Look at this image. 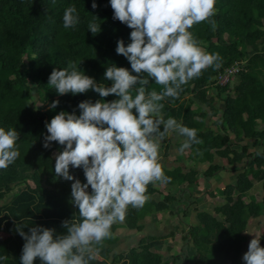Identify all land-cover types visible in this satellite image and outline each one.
I'll use <instances>...</instances> for the list:
<instances>
[{"label": "trees", "instance_id": "trees-1", "mask_svg": "<svg viewBox=\"0 0 264 264\" xmlns=\"http://www.w3.org/2000/svg\"><path fill=\"white\" fill-rule=\"evenodd\" d=\"M92 3L93 0H0V127L20 134L16 142L19 157L8 168L0 169V232L6 234L0 238V257H6L0 259V264H21L25 241L17 228L27 232L29 227L43 226L62 234L66 231L63 221L80 219L78 208L70 202L73 181L56 176L54 171V154L62 151V146L52 142L51 148L43 147L48 134L46 123L60 111L79 115L80 102L94 103L101 98L93 91L58 95L48 85L49 76L53 68H66L71 61L97 83L110 86L111 82L104 80L107 67L115 64L131 70L128 60L116 53V47L118 40L122 39L125 46L131 42L132 30L113 19L109 0H96V9ZM72 5L80 22L74 29H65L63 14ZM215 7V30L205 21L190 31L202 48L220 55L221 66L208 68L184 85L179 99L161 101L165 120L173 117L198 130L203 143L193 144L188 154L195 164L184 168L160 161L165 175L171 177L170 182L160 183L166 191L159 189V182L149 184L147 202L140 208L129 206L125 221L112 226L111 238L103 242L90 264H245L242 257L249 245L248 224L264 217V0H216ZM93 21L100 25V32L89 31ZM237 61L244 62L237 80L219 84L218 75ZM149 81V91L160 90L154 81ZM213 89L216 91L211 92ZM104 99L110 102L117 97ZM218 99L223 101L221 108L215 104ZM56 100L59 105L51 109ZM210 111L218 117L215 127L208 122ZM180 138L178 149L186 140ZM233 138L241 139L237 148L233 147ZM169 146L167 136L160 141V155L167 156ZM223 158L230 164L242 163V172L235 185L224 188V202L214 205L213 212L198 210V225L190 226L182 237L192 245L191 253L192 247L196 249L195 256L185 248L167 259L156 249L164 244V237H142L128 250H113L119 233L141 231L146 216L168 209L169 203L175 201H181L186 208L191 201L201 200L193 196V187L209 183L214 173L224 168L219 161ZM205 164L207 169L202 170ZM70 175L86 182L82 169L70 168ZM255 182L262 183L260 197L247 192ZM170 190L179 192L178 196ZM10 193L12 196L6 200ZM156 194H161L162 199L155 198ZM178 208L184 210L182 206ZM258 239L264 247V232ZM34 264H41L39 258Z\"/></svg>", "mask_w": 264, "mask_h": 264}, {"label": "clouds", "instance_id": "clouds-1", "mask_svg": "<svg viewBox=\"0 0 264 264\" xmlns=\"http://www.w3.org/2000/svg\"><path fill=\"white\" fill-rule=\"evenodd\" d=\"M109 3L113 19L132 30L131 42L125 46L121 39L116 47L131 70L115 64L107 67L104 80L111 82L108 86L97 83L71 61L66 68H53L48 85L58 95L93 91L101 99L80 102L79 115L60 111L46 123L43 147L51 148L52 142L62 146L63 150L54 154V171L56 176L73 181L70 202L78 208L80 219L63 221L66 231L62 234L43 226L29 227L27 232L17 228L25 241L21 264H34L37 258L41 264H90L103 242L111 238L112 226L125 221L129 206L140 208L147 202L148 185L170 182L160 163V141L174 133L186 137L178 149L181 154L193 144L203 143L197 129L173 117L165 120L161 101L179 99L184 85L208 68L221 66L220 55L207 52L190 31L205 21L215 30L216 0ZM97 7L93 0L92 8ZM79 22L76 7H67L63 27L74 29ZM88 28L92 34L101 31L94 21ZM149 78L160 86L159 91L147 89ZM109 96L117 99L107 102L104 98ZM58 105L59 100L53 101L50 108ZM19 135L15 129L0 127V169L8 168L19 157ZM70 168L82 169L86 182L70 175ZM242 259L245 264H264L260 239L250 241Z\"/></svg>", "mask_w": 264, "mask_h": 264}, {"label": "rangeland", "instance_id": "rangeland-1", "mask_svg": "<svg viewBox=\"0 0 264 264\" xmlns=\"http://www.w3.org/2000/svg\"><path fill=\"white\" fill-rule=\"evenodd\" d=\"M237 76L238 74L233 78L232 82L237 80ZM216 90L213 89L211 90V92H215ZM201 104V103H200ZM215 104L217 107L221 108L223 106V101L218 99L215 101ZM204 105V104H202ZM209 109V108H208ZM216 120H218V117H214L212 115V112L210 111L209 114V118H208V122L212 127H215V123ZM174 136V140L170 141L172 143V145H174V143L178 140H181L180 135L177 134H172L170 137ZM169 137V140H170ZM179 137V138H178ZM172 139V138H171ZM235 145H233L234 148H237V142H241V139H237V138H233V140ZM246 142V141H245ZM169 153L168 155H163L161 154L160 157V161L161 162H167L170 163L168 166H176V165H180L177 161V159L179 161H185L187 165L186 166H194V158L190 159V157L188 156L189 154V149H186L183 153H179L177 148H171L172 145L169 144ZM180 155V156H179ZM221 162V164L224 166L223 169H220L219 171L215 172L213 177L209 180V183H205L204 186H194L193 187V196L195 197H200L202 196V199L199 201H193L189 204V206H187L186 208H184L181 204V201H175L172 203H169V209H165L163 211H159L157 212V214L159 213L160 215H162V218H164V222L168 223V230L167 232L170 231V233L172 232L174 235L170 236V238H167L166 242H165V246H169L172 247V250H169L168 252V248L166 247H162V248H158V250H160L164 255H166V258L169 259L171 257V255L173 253H175V251L177 252H184L186 247H190L191 248V244L185 240L182 239V237L187 234L190 226L193 225H198L199 223V219L197 218V212L198 210H203V211H207V212H213V207L216 204H222V202H224L223 199V190L227 185H235L238 181V178L242 172L241 165L242 163L239 164H230L226 158L220 159L219 160ZM183 165V164H181ZM202 170L207 169V165H201ZM187 171V170H186ZM200 180L202 181V176H200ZM208 184V185H207ZM256 182L248 187V194L249 195H253L252 193L255 194L256 190L258 189V187L255 185ZM210 185H212V188L210 187ZM157 186L159 187V189H161V191H166V188H164L163 184L157 183ZM210 187L211 190H207L205 189L206 187ZM18 188H21V186H19ZM206 190V191H205ZM171 191V190H170ZM259 191V189L257 190ZM212 193V195L208 194V193ZM171 194L178 196L179 192H177L176 190H172ZM12 196V193H10L7 197L6 200H8L10 197ZM255 196V195H254ZM156 197V196H155ZM160 199H162V196L160 197ZM188 200V199H187ZM188 202V201H186ZM178 203V204H177ZM180 203V204H179ZM183 207L184 210H178V207ZM180 211V212H179ZM173 214V215H172ZM260 222V218H254L253 220L250 221V223L248 224V229L246 230V234H248L249 237V242L254 238H258L260 234H262L264 232V222H262L261 224H259ZM5 233L0 232V238L5 237ZM151 239L154 238V236H148ZM158 237V236H157ZM162 238V237H161ZM166 237H164L165 239ZM163 239V240H164ZM137 241H132L131 243H135ZM128 245V244H127ZM125 245L124 248L126 249L127 247L130 248V246ZM130 245V244H129ZM137 244H135L136 246ZM193 248V247H192ZM175 249V250H173ZM187 250L189 248H186ZM194 249V248H193ZM194 253L193 256H195L196 252H192ZM191 251H189V254H192ZM184 264H190L188 262H184ZM193 264V263H192Z\"/></svg>", "mask_w": 264, "mask_h": 264}, {"label": "crops", "instance_id": "crops-1", "mask_svg": "<svg viewBox=\"0 0 264 264\" xmlns=\"http://www.w3.org/2000/svg\"><path fill=\"white\" fill-rule=\"evenodd\" d=\"M262 126V128H264V124H262L261 125ZM171 135H169V137H170ZM172 138V139H171ZM179 138V137H178ZM172 140H174V136L173 137H170V140H169V144H171L172 145V143L170 142V141H172ZM178 142H179V140L178 141H176L175 143H174V145H172V147L171 148H177L178 149ZM185 153V152H184ZM183 154V153H182ZM180 156V155H179ZM177 161H178V163L181 165V164H183L182 166L185 168V165H187V164H185L186 162L185 161H179L178 159H177ZM164 163H166L167 165H169L170 163H167L166 161L164 162ZM192 166V165H191ZM187 170V169H186ZM205 184H203V186H204ZM257 187H258V189H259V191H257L256 190V192H255V194L254 193H252L253 194V196L255 195V196H258V197H260V196H262L263 195V188H262V183L261 182H256V184H255ZM210 187L212 188V185H210ZM210 187H208L207 186V190H211V188ZM168 191V190H167ZM206 191V190H205ZM208 194H210V195H212V193L210 192V193H208ZM162 195L161 194H156V197L155 198H157V199H160V197H161ZM198 197V196H197ZM201 199H202V196H201ZM192 202V201H191ZM190 202V203H191ZM178 204V203H177ZM184 208H185V205L183 206ZM170 208V207H169ZM168 208V209H169ZM178 210H182V209H179V208H177ZM179 211V212H180ZM173 215V214H172ZM258 218H260V220L262 219H264V217H262V216H260V217H258ZM164 220V218H162V215H160L159 213L157 214V213H153V214H151V215H148V216H146L145 217V219L143 220V223H144V228L141 230V231H135V230H124V231H122V232H120L119 233V239H118V241L113 245V250L115 251V252H121V251H124V250H128L129 248L127 247L126 249L124 248V246L125 245H127V246H130V248L131 247H133V246H135V244H137L139 241H140V239L142 238V237H147V236H154V237H157L158 236V238H161V237H166L163 241H164V244L162 245H159V246H157L156 247V249H158L159 247L160 248H162V247H166L165 246V242H166V240H167V238H170V236H173L174 234L171 232L170 233V231H172V230H169V232H167V230H168V223H166L167 222V219H166V222H164L163 221ZM253 220V219H252ZM250 223V222H249ZM259 224H261L260 222H259ZM263 234V233H262ZM261 235V234H260ZM259 235V236H260ZM132 241H137V242H135V243H131ZM130 244V245H129ZM167 248H168V250H172V247H169V246H167ZM170 248V249H169ZM186 248H189L188 249V251H190L191 249H190V247H186ZM193 249V248H192ZM173 250H175V249H173ZM193 252H196V249L194 248L193 249ZM175 253H178L177 251H175ZM101 261V260H100ZM100 264H104L102 261L100 262Z\"/></svg>", "mask_w": 264, "mask_h": 264}, {"label": "built area", "instance_id": "built-area-1", "mask_svg": "<svg viewBox=\"0 0 264 264\" xmlns=\"http://www.w3.org/2000/svg\"><path fill=\"white\" fill-rule=\"evenodd\" d=\"M244 62H235L233 65L227 67L224 72L218 75L217 82L221 85H225L231 82L233 78L242 70Z\"/></svg>", "mask_w": 264, "mask_h": 264}]
</instances>
